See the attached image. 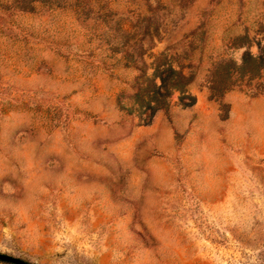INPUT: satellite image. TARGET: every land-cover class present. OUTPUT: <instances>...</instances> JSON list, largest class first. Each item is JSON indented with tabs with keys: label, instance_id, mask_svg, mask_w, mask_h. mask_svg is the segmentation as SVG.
Instances as JSON below:
<instances>
[{
	"label": "rangeland",
	"instance_id": "rangeland-1",
	"mask_svg": "<svg viewBox=\"0 0 264 264\" xmlns=\"http://www.w3.org/2000/svg\"><path fill=\"white\" fill-rule=\"evenodd\" d=\"M258 40L264 0H0V252L264 264V73L209 88ZM163 65L196 101L146 124Z\"/></svg>",
	"mask_w": 264,
	"mask_h": 264
},
{
	"label": "trees",
	"instance_id": "trees-1",
	"mask_svg": "<svg viewBox=\"0 0 264 264\" xmlns=\"http://www.w3.org/2000/svg\"><path fill=\"white\" fill-rule=\"evenodd\" d=\"M256 46V53L250 50L244 52L241 64L234 62L220 63L218 67H222L223 73L214 75V79L210 82L209 88L212 98L219 100L231 88L232 83L228 82H232L235 75L243 78L248 77L251 80L262 78L264 73V42L258 40ZM184 79V74L172 65H163L156 68L150 85L144 90L139 88L136 93V102L141 107L144 123H150L157 111L169 108L170 98L174 91H180V102L183 106H192L195 103V97L187 93L188 81ZM137 98L141 102L137 101Z\"/></svg>",
	"mask_w": 264,
	"mask_h": 264
},
{
	"label": "water",
	"instance_id": "water-1",
	"mask_svg": "<svg viewBox=\"0 0 264 264\" xmlns=\"http://www.w3.org/2000/svg\"><path fill=\"white\" fill-rule=\"evenodd\" d=\"M0 260L14 264H32L23 258L0 252Z\"/></svg>",
	"mask_w": 264,
	"mask_h": 264
}]
</instances>
